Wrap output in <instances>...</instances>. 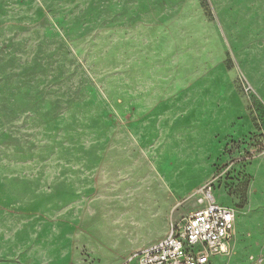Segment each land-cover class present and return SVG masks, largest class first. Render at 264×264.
I'll list each match as a JSON object with an SVG mask.
<instances>
[{"label": "rangeland", "instance_id": "374dc122", "mask_svg": "<svg viewBox=\"0 0 264 264\" xmlns=\"http://www.w3.org/2000/svg\"><path fill=\"white\" fill-rule=\"evenodd\" d=\"M263 140L264 0H0V264H123L205 184L264 264Z\"/></svg>", "mask_w": 264, "mask_h": 264}, {"label": "built area", "instance_id": "2783aa9c", "mask_svg": "<svg viewBox=\"0 0 264 264\" xmlns=\"http://www.w3.org/2000/svg\"><path fill=\"white\" fill-rule=\"evenodd\" d=\"M253 150L264 153V140ZM194 196L196 211L180 223L172 222L166 236L132 253L125 264H208L211 257L228 254L235 209L217 201L212 184L199 187Z\"/></svg>", "mask_w": 264, "mask_h": 264}, {"label": "crops", "instance_id": "0c3cea01", "mask_svg": "<svg viewBox=\"0 0 264 264\" xmlns=\"http://www.w3.org/2000/svg\"><path fill=\"white\" fill-rule=\"evenodd\" d=\"M258 216H263L264 217V213H259L258 214ZM236 219H237V215H236ZM169 229V228H168ZM236 229H237V227H236V220H235V228H234V232H233V236L236 234L235 232H236ZM168 231V230H167ZM166 234H167V232H166ZM166 234H165V236H166ZM233 236L231 237V239L228 241V250H229V247H230V241H232V239H233ZM164 237V236H163ZM162 237V238H163ZM162 238H160V239H162ZM159 239V240H160ZM158 241V240H157ZM154 242H156V241H154ZM154 242H152V243H154ZM151 243V244H152ZM150 245V244H149ZM140 250V249H139ZM139 250H137V251H139ZM136 252V251H135ZM134 253V252H133ZM259 253V252H258ZM261 254V253H260ZM263 255H264V253H262ZM131 254H129V255H127L126 257H124V260H123V264H125V260H126V258L128 257V256H130ZM223 255H226V254H221V255H217V256H213V257H211V259H210V261H209V263L208 264H212V263H214V261L217 259V258H219V257H221V256H223ZM256 258L259 260H262V256L260 255V256H256ZM257 260V261H258ZM3 264H14V263H3ZM131 264H136V261H134L133 263H131Z\"/></svg>", "mask_w": 264, "mask_h": 264}]
</instances>
